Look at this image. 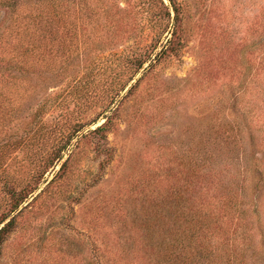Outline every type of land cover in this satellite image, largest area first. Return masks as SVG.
<instances>
[{
  "label": "rangeland",
  "instance_id": "obj_1",
  "mask_svg": "<svg viewBox=\"0 0 264 264\" xmlns=\"http://www.w3.org/2000/svg\"><path fill=\"white\" fill-rule=\"evenodd\" d=\"M22 18L29 60L0 64V264H150L140 237L184 235L204 204L194 263L264 264V0H0L1 53Z\"/></svg>",
  "mask_w": 264,
  "mask_h": 264
},
{
  "label": "trees",
  "instance_id": "obj_2",
  "mask_svg": "<svg viewBox=\"0 0 264 264\" xmlns=\"http://www.w3.org/2000/svg\"><path fill=\"white\" fill-rule=\"evenodd\" d=\"M4 1H7V0H4ZM20 9L23 10L22 7H20ZM18 25L20 26V28H19V31L17 32L18 33L17 37L15 38L16 44L12 43L11 47H7V48H9V51L4 52L5 47H4V50L2 51V53L0 51V64L5 63L6 58L12 59L13 62H14L15 58H17V57L18 58L27 57L26 60H29L28 59L29 51H30L29 46H27V44H26L25 50L23 52L20 51V48L24 47V43H26L27 40L18 42L17 38L21 34H26V35L28 34V32L30 31V28L33 27L32 22H31V20L28 21V20H26V18H22V21H20V23ZM7 44H8V42H6V45ZM169 45L170 46L173 45V40L169 41ZM169 47L166 50H169ZM171 50L175 51L176 49H175V47L172 46ZM145 63H146V61L141 63L139 66V69H142ZM2 83H4V82H2V80H0V84H2ZM3 91L4 90H0L1 96L3 95ZM108 122H109V120L93 131V133H95V134H101L104 141H106V138H107L106 134H104V133L107 130V123ZM67 139L68 140L65 143V145L63 147L59 148V150H57V155L54 157V159L52 161H55V159L60 160L62 158V153L66 149V147L69 145V143L71 142L72 137H67ZM100 151H102L103 153H106L109 151V149L106 147V143H104V145L101 147ZM25 200H26V197L18 198L17 201H19V203H17L16 207H14V210L19 208L20 204L25 202ZM228 203H234L233 199L229 200V201L226 200L225 204H227V206H228ZM219 204L221 206V203H219ZM208 206H209V204H207V205L204 204V207L201 209H196L195 207H193V208H195V209H193V212H194L193 214L195 216L197 215L198 218H203V220L194 219V216L192 217V219H190L189 217H187V219H185V217H186L185 214L187 212H182L181 215L175 219L176 220L175 223L180 227L177 230L180 231V230H182V227L185 228V226H184V224H185L189 228V231L184 229L183 230V231H185L184 235L176 234L174 238H172L171 236H168L165 239V241L160 242V244H159L160 248L159 247L155 248L152 243L145 242V240L142 239V237H140V240L142 241V243H140V245H137V243H135V242L133 243V245H137L139 247L140 251H142L143 253L146 252L145 250L147 248H148V250L152 249V252L149 254V260H148V261H150V264H189V263L195 264L194 262L196 259V257H195L196 252H195V248H193L192 244H194L196 241H191V240L195 237L197 240H200V235H198V231L200 229H203V227H206V225L204 226V224L208 223V220H209L207 218V215L214 211V210H212L209 212L207 210ZM213 206H215V204ZM234 207H235V203H234V206H231L232 212L234 210ZM215 208L218 209L216 206H215ZM227 211H229L228 214H230L231 211L228 209V207H227ZM219 212H215L212 216L214 217L216 214H219ZM180 218L182 219V222H183L182 224H180V222H179ZM4 221L5 220L0 221V259H1V253H2V244H3L4 240L6 239V237L8 236V234L13 230V227L15 224V218H12L11 220H9V222L7 224H5L4 226L1 227V224ZM236 231H238V230L235 229L233 231V233L234 232L237 233ZM204 232H207V231L204 230ZM214 232H215L214 235H215L216 239L221 240L222 234L220 233V231L218 229H215ZM169 234L170 233H168V235ZM228 234L230 235L231 233L228 232ZM205 239H209V238L205 237ZM213 239H215V238L213 237ZM146 244H147V246H146ZM165 245H168V247L164 248ZM169 247H173V248H169ZM231 252H233V254H234L233 259H235V260L240 259V261L245 260L243 255H241L237 251L231 250ZM145 255L148 256V253H145ZM176 255H177V257H176ZM185 255L188 256V259L184 257ZM128 256H129V254L126 255L127 259H128ZM158 257L160 259L157 260ZM219 257H218V259H219ZM184 260H186V261H184ZM218 261H219L218 264L223 262L222 260H218ZM234 262L237 263V261H234Z\"/></svg>",
  "mask_w": 264,
  "mask_h": 264
}]
</instances>
